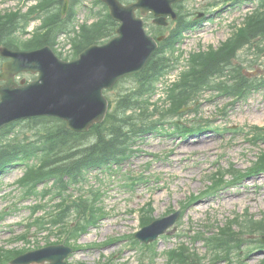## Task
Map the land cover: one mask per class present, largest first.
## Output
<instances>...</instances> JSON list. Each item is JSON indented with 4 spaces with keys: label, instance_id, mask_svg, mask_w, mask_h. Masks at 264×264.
Wrapping results in <instances>:
<instances>
[{
    "label": "rangeland",
    "instance_id": "374dc122",
    "mask_svg": "<svg viewBox=\"0 0 264 264\" xmlns=\"http://www.w3.org/2000/svg\"><path fill=\"white\" fill-rule=\"evenodd\" d=\"M93 1H75L74 23L90 18ZM234 1H183L180 10L189 16L188 23L200 13L208 16L205 21L195 20V28L179 37L176 46L187 53L179 65L187 68L190 55L195 53L199 58L202 51L225 45L235 27L242 26L246 15L262 2ZM23 5L0 0V14L19 10ZM20 11L25 14L28 10L22 7ZM40 24L36 22L30 30ZM171 25L172 31L177 25ZM258 42L264 43L262 39ZM234 66L240 69L231 71L227 84L233 85L242 73L251 83L240 93L231 97L229 93L234 91L231 87L226 91H218L219 87L213 89L223 81L221 77H212L210 86L192 98L195 104L188 105L192 108L172 120L181 128L143 136L134 148L135 154L118 168L93 172L89 179L67 185L63 197L72 203L73 216L65 219L63 232L56 233L51 227L56 217L45 222L46 230L44 226H35L30 218L31 215L38 218L32 208L37 202L46 207V212L53 211L49 205L58 202L57 181L53 186L42 185L35 191L37 195L31 196L22 188L23 167L3 173L0 176V216H4L0 219V251L6 248L12 253H23L63 244L74 248L68 264H261L264 253L247 254L264 234V172L242 179L236 177L264 164V53L244 49L240 58L234 60ZM192 68L193 63L190 69L175 73V79L182 84ZM35 78L34 74L21 75L27 81ZM130 87L122 84L109 95L113 106L119 92ZM179 91L178 87L174 96ZM173 108L174 105L163 104L159 111L173 114ZM42 130V127L23 128L19 140L40 139ZM182 130L195 133L186 136ZM45 190H51V194L43 196ZM177 211L180 216L165 235L149 244L135 243V234L143 223L150 225L149 220L162 219ZM90 216L95 220L85 230L84 222ZM223 229L230 230L236 238L227 244L236 246L231 257L222 250L227 245L213 239ZM219 247L221 251L215 252ZM185 248L187 258L181 256ZM173 250L180 257L178 254L177 258L171 257ZM239 250L241 256L237 254Z\"/></svg>",
    "mask_w": 264,
    "mask_h": 264
},
{
    "label": "trees",
    "instance_id": "16d2710c",
    "mask_svg": "<svg viewBox=\"0 0 264 264\" xmlns=\"http://www.w3.org/2000/svg\"><path fill=\"white\" fill-rule=\"evenodd\" d=\"M63 1L41 0V6L32 8L30 12L35 14L37 13L36 9L44 8L47 9L45 12L49 13L48 8L51 5L59 7ZM122 1L130 2L132 0ZM24 16L25 18L29 17L28 14ZM59 16L54 19L48 18L47 23L44 24V31L36 34L29 41H20L17 37L21 16L17 14L0 16V45L16 50H35L47 45L53 47L57 35L66 30L65 26L72 19L70 16L68 20H61ZM185 20L184 16L180 18L176 32H173L176 38H169L164 42L145 71L131 78L134 79L137 86L123 95L119 94L115 100V107L104 123L95 126L89 133L70 132L66 129L63 121L46 118L30 121L34 125L40 122L49 125L47 135L35 148L7 138L11 133V128L14 127L2 133L0 138V175L11 166L24 162L31 156H39L42 166L33 173V181L52 178L56 181L63 180V185L59 186V189L63 190L66 182L65 176H69L68 183L70 185L76 184L93 169L107 168L126 160L132 153L133 146L146 134L157 131L158 127L155 126L162 120L150 122L159 113L158 110H150L149 99L154 93L156 81L171 67L167 54L178 41L184 28L188 26ZM117 26L118 24L108 14H105L100 22L90 27H84L80 39L75 44V57L88 46L101 43L113 36ZM261 36H264V2L254 16L247 20L245 27L241 28L240 32L221 49L197 58V67H194L185 76V81L179 86V93L172 97L174 112L178 113L182 107L190 103L198 91L209 87L212 77H224L226 67L236 57L238 51ZM224 64L226 65L224 66ZM243 82L246 84L243 85V88H247V85L251 84L246 79ZM228 86L227 83L222 84V87ZM160 117L165 118L166 115L160 114ZM92 137H94L93 140ZM259 168H264V164ZM64 218L65 216L56 223H61ZM234 236L230 230L224 231V245L228 244L231 238L236 239ZM2 255L8 260H12L18 254L4 251V253H0V259ZM181 256L187 258L185 251Z\"/></svg>",
    "mask_w": 264,
    "mask_h": 264
},
{
    "label": "water",
    "instance_id": "95a60500",
    "mask_svg": "<svg viewBox=\"0 0 264 264\" xmlns=\"http://www.w3.org/2000/svg\"><path fill=\"white\" fill-rule=\"evenodd\" d=\"M103 1L110 7L111 15L122 22L118 36L107 44L89 47L77 60L64 62L50 47L29 52L0 49L1 55L10 59L0 75V80L6 81L0 86V129L35 116L60 117L68 122L70 130L77 132H86L101 123L109 108L103 90L111 89L127 75L140 72L157 49L156 41L146 34L144 22L136 17L135 11L153 12L157 17L172 15L175 19L172 4L180 0H137L128 6L119 0ZM156 22L164 24L165 18ZM24 71L39 76L29 84L19 85L15 77ZM178 215L144 228L138 237L146 242L155 240L176 222ZM70 252L63 247H51L27 254L14 264L46 260L65 264L64 259Z\"/></svg>",
    "mask_w": 264,
    "mask_h": 264
}]
</instances>
